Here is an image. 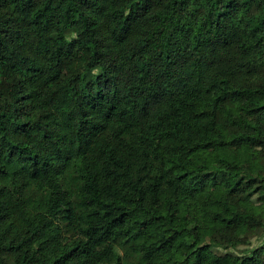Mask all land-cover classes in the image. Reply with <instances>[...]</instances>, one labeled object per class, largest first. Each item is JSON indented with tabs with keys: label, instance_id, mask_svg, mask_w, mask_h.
Segmentation results:
<instances>
[{
	"label": "trees",
	"instance_id": "trees-1",
	"mask_svg": "<svg viewBox=\"0 0 264 264\" xmlns=\"http://www.w3.org/2000/svg\"><path fill=\"white\" fill-rule=\"evenodd\" d=\"M263 236L264 0H0V264H264L212 252Z\"/></svg>",
	"mask_w": 264,
	"mask_h": 264
},
{
	"label": "rangeland",
	"instance_id": "rangeland-1",
	"mask_svg": "<svg viewBox=\"0 0 264 264\" xmlns=\"http://www.w3.org/2000/svg\"><path fill=\"white\" fill-rule=\"evenodd\" d=\"M169 239H175L173 236H170ZM179 239V238H178ZM261 244H264V236L261 238H252L250 241V244L247 246H239L237 249H221V248H215L212 249V252L216 255L223 256L226 254H235V255H241L242 251L245 249H249L252 247L259 246Z\"/></svg>",
	"mask_w": 264,
	"mask_h": 264
}]
</instances>
